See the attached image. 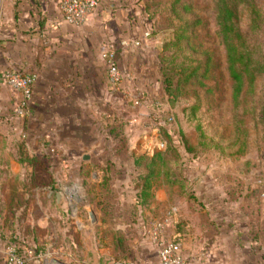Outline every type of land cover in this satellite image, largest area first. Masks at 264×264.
<instances>
[{
	"label": "rangeland",
	"instance_id": "374dc122",
	"mask_svg": "<svg viewBox=\"0 0 264 264\" xmlns=\"http://www.w3.org/2000/svg\"><path fill=\"white\" fill-rule=\"evenodd\" d=\"M188 1L196 8L188 13L180 8L176 13L174 0H131L133 15L154 37L153 45L141 63V86L117 90L122 109L114 120L107 116L110 107L102 115L110 127L106 137L110 149L104 158L88 155L92 159L84 163L77 156L73 158L80 164L76 167L71 155L31 154L22 142L0 137V264L15 235L33 252L32 264H159L155 227L163 224L162 235L174 238L175 222L181 224L183 215L193 210L195 196L205 195L208 201L215 189L210 184L217 180L224 185V195H229V206L252 211L255 225L256 212H264V80L252 88L255 95L247 93L236 105L223 59V88L216 95L205 92L207 83L213 84L209 79L203 80L204 86L192 82L171 96L167 93L164 80L169 75L175 83L180 80L182 73L172 72L184 58H167L165 44L188 18L199 12L207 18L209 26L197 27L195 44L204 39L211 50L219 48L224 55L213 3ZM255 2L264 12V0ZM247 24L244 14V30ZM262 38L256 41L260 48H264L263 34ZM181 53L189 56L191 48ZM197 62L193 59L183 65L190 68ZM199 101V109L189 108ZM249 108L253 114H246ZM237 121L248 130L244 135L236 134ZM244 140L249 141L248 151L240 150L248 148ZM157 152L164 155L151 178L152 192L166 199L159 202L152 196L141 203V185L150 172L147 159ZM142 156L147 159L138 163ZM14 163L20 165L19 172L12 170ZM198 187L202 189L197 192ZM58 192L63 193L60 202ZM239 196L249 198L244 202ZM6 229L11 231L9 238ZM139 237L146 239L151 254L142 252Z\"/></svg>",
	"mask_w": 264,
	"mask_h": 264
},
{
	"label": "crops",
	"instance_id": "0c3cea01",
	"mask_svg": "<svg viewBox=\"0 0 264 264\" xmlns=\"http://www.w3.org/2000/svg\"><path fill=\"white\" fill-rule=\"evenodd\" d=\"M131 3L99 0L88 22L75 26L65 20L60 0H0L1 138L22 142L24 150L35 155H71L76 167L77 156L84 163L92 159L84 156L104 158L110 149L106 141L110 127L102 115L110 107L107 116L114 120L122 105L101 50L109 42L117 45L122 87L131 90L141 86V63L153 45L154 37L133 15ZM8 69L32 77L23 113L18 112L20 93L4 80ZM12 170L19 172L21 167L14 163ZM210 185L215 188L213 196L208 195V201L205 195L195 196L193 210L172 229L187 260L190 264H264V212H256L253 225L252 211L229 206L223 184L217 180ZM162 198L155 195L159 202L166 199ZM245 198L249 197H238L244 202ZM10 233L6 229L7 238ZM139 238L142 252L151 254L146 239Z\"/></svg>",
	"mask_w": 264,
	"mask_h": 264
},
{
	"label": "trees",
	"instance_id": "16d2710c",
	"mask_svg": "<svg viewBox=\"0 0 264 264\" xmlns=\"http://www.w3.org/2000/svg\"><path fill=\"white\" fill-rule=\"evenodd\" d=\"M211 2L213 3L215 12L214 22L218 27L217 35L219 38L216 37L219 41V47L222 46L224 49V55L219 53V48L211 50L210 46L204 44V39L197 41L199 42L198 45L195 44L194 39L198 35L196 31L197 27L199 25L209 26L207 18L203 17L201 12L198 11L200 14L195 15L196 17L194 18H188L185 24L174 32V38L165 44V49L169 54H167V58H184L183 62L174 64L175 67L172 72L173 75L174 73L181 72L182 77L175 83L173 82V76H167L164 80L166 91L171 96L178 87H186L187 84H191L192 82H198L200 86H204L206 84L203 80L209 79V81H213V84L207 83L205 92L210 93V95H216V92L223 88L221 80L223 71L220 70V67L224 59L227 66L228 82L231 84V100L236 105H239L247 97V93L252 92L255 95L256 91L252 90V88L257 89L259 82L264 80V48L256 45V41H263L264 18L262 19L261 13L264 12L255 0H211ZM172 4L177 5L176 13L179 12L180 8L184 13L191 12L193 8H196V4L188 0H174ZM244 14L248 16L247 30L243 29ZM188 48H191L190 55L183 56L181 51ZM193 59L198 60L195 66L189 68L183 65L185 61H193ZM214 98H217V96ZM200 107V101L189 106L194 111ZM249 109L246 114H253L251 111L253 108ZM241 126L242 123L237 121L235 132L240 136L248 131ZM244 142L247 141L244 140ZM248 143L249 141L247 142V149H244L245 147L242 146L243 148H240V150L248 151L250 149ZM163 155V153L157 152L152 158L147 159L145 156H142L138 159V163H140L141 159H147L146 166L149 167L150 171L141 185V203H147L148 198L152 196V199H155V195L152 192L151 178L155 174L156 167L160 165L158 159L162 160ZM15 237L12 238V244L18 245L24 242L23 238H20V235H15Z\"/></svg>",
	"mask_w": 264,
	"mask_h": 264
},
{
	"label": "built area",
	"instance_id": "2783aa9c",
	"mask_svg": "<svg viewBox=\"0 0 264 264\" xmlns=\"http://www.w3.org/2000/svg\"><path fill=\"white\" fill-rule=\"evenodd\" d=\"M65 20L75 26H83L89 16L95 12L99 0H60ZM101 58L108 70L110 84L117 90L122 88L123 74L120 68L118 47L115 43H106L101 50ZM5 82L21 95L18 112L23 113L31 96L32 77L17 70L8 69L4 72ZM264 196V190H263ZM175 213V212H174ZM163 224L155 228L153 239L159 246V264H190L182 249L178 237L166 239L162 235ZM5 264H32L33 252L23 244H10L4 251Z\"/></svg>",
	"mask_w": 264,
	"mask_h": 264
},
{
	"label": "water",
	"instance_id": "95a60500",
	"mask_svg": "<svg viewBox=\"0 0 264 264\" xmlns=\"http://www.w3.org/2000/svg\"><path fill=\"white\" fill-rule=\"evenodd\" d=\"M84 157H85V159H87V156H84ZM57 198H58V201L60 202L62 200V198H63V193L62 192H58L57 193ZM94 217H95L94 214L91 213V218L93 219V221H95Z\"/></svg>",
	"mask_w": 264,
	"mask_h": 264
}]
</instances>
